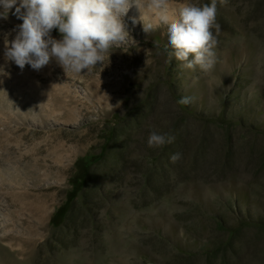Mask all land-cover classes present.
<instances>
[{"label":"rangeland","instance_id":"374dc122","mask_svg":"<svg viewBox=\"0 0 264 264\" xmlns=\"http://www.w3.org/2000/svg\"><path fill=\"white\" fill-rule=\"evenodd\" d=\"M14 11L0 19V264H264V0H218L207 73L170 59L167 26L145 33L135 6L127 42L91 71L21 70L3 54ZM153 130L174 142L149 148Z\"/></svg>","mask_w":264,"mask_h":264},{"label":"clouds","instance_id":"9594fccd","mask_svg":"<svg viewBox=\"0 0 264 264\" xmlns=\"http://www.w3.org/2000/svg\"><path fill=\"white\" fill-rule=\"evenodd\" d=\"M217 2L211 0L210 5H198L186 0L173 13L170 0H0V19H8L9 12L15 8L13 15L22 20L12 29L13 39L9 40L7 34L4 37V58L21 70L27 65L39 71L54 58L66 74L91 71L103 64L110 48L127 42L129 31L124 18L135 6L141 15L132 17V21L142 22L145 33L167 26L165 50L172 49L170 59L175 57L182 68L194 71L199 67L207 73L216 63L214 49L220 31L216 22ZM224 2L220 0L221 4ZM146 9L154 20L145 18ZM53 29L59 30L61 38L51 35ZM153 44L159 47L158 41ZM190 102V97L177 101L182 105ZM174 140L171 132L153 130L147 145L163 149ZM180 158L181 154L176 152L170 161L175 164Z\"/></svg>","mask_w":264,"mask_h":264},{"label":"bare ground","instance_id":"6f19581e","mask_svg":"<svg viewBox=\"0 0 264 264\" xmlns=\"http://www.w3.org/2000/svg\"><path fill=\"white\" fill-rule=\"evenodd\" d=\"M141 15V13L139 12V16ZM138 18V17H137ZM146 18H148V17H146Z\"/></svg>","mask_w":264,"mask_h":264}]
</instances>
